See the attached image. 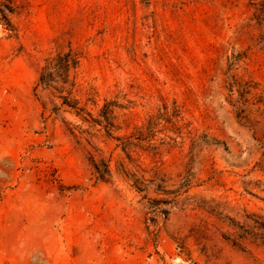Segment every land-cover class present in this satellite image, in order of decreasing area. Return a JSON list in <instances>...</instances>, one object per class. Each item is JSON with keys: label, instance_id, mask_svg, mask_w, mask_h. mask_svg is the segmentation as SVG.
I'll return each mask as SVG.
<instances>
[{"label": "rangeland", "instance_id": "obj_1", "mask_svg": "<svg viewBox=\"0 0 264 264\" xmlns=\"http://www.w3.org/2000/svg\"><path fill=\"white\" fill-rule=\"evenodd\" d=\"M262 3L0 0V264H264Z\"/></svg>", "mask_w": 264, "mask_h": 264}, {"label": "trees", "instance_id": "obj_2", "mask_svg": "<svg viewBox=\"0 0 264 264\" xmlns=\"http://www.w3.org/2000/svg\"><path fill=\"white\" fill-rule=\"evenodd\" d=\"M260 14H259V16H260V18L262 19V18H264V3H262V4H260ZM4 19H5V17H3ZM6 25H7V23H6ZM7 26H9V25H7ZM70 58L72 59V60H74V59H77L78 57L76 56V55H70ZM50 77H51V74L48 72V71H46V73H43V74H41L40 76H39V79H38V84H46L48 81H50L51 79H50ZM69 106V105H68ZM81 111H84V110H86V109H80ZM84 112H86L88 115H89V113H88V111H84ZM110 110H108V108H107V104H105L101 109H100V111H99V114H98V116L105 122V124H106V127H109V126H113L112 125V121L110 120V117H109V115H110ZM100 121V120H99Z\"/></svg>", "mask_w": 264, "mask_h": 264}]
</instances>
